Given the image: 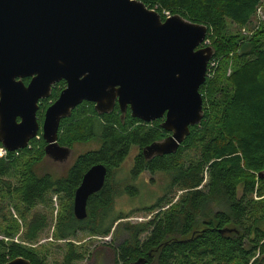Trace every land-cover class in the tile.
I'll return each instance as SVG.
<instances>
[{
  "label": "trees",
  "instance_id": "obj_1",
  "mask_svg": "<svg viewBox=\"0 0 264 264\" xmlns=\"http://www.w3.org/2000/svg\"><path fill=\"white\" fill-rule=\"evenodd\" d=\"M140 1L163 20L179 15L208 27L207 40L215 51L211 61L219 64L200 89L204 102L201 123L191 127L175 154L147 160L143 148L168 136L160 126L162 120L147 124L133 118L130 110L124 119L118 105L111 113L100 115L94 104L84 102L61 122L59 144L73 148L96 142L99 148L80 155L64 177L38 176L34 166L45 160L46 147L40 132L41 138L33 139L26 149L0 158V194L5 192L20 203L21 208L16 209L25 225L33 209L51 205L52 196H56L61 204L56 240L72 239L78 232L106 237L116 222L125 219L120 216L106 224L115 196L112 173L136 147L139 154L131 174L134 180L144 172L169 173L175 191L172 199L183 193L167 210H162L172 204L167 198L150 208L151 212L160 211L153 220L121 222L115 227L113 241L118 235L123 237L118 246H111L115 264H132L141 258L145 264H264V41L255 36L240 44L241 37L230 36L228 29L229 23L248 26L264 0ZM230 53L234 54L235 67L228 78H221ZM65 86L64 81L57 84L50 98L42 101L39 122ZM25 157H29L28 162ZM96 164L107 167L106 184L89 198L88 217L79 221L73 211L75 192ZM12 177L16 184L10 181ZM125 192L138 194L132 186H126ZM33 221L23 234L24 241L31 244L50 223L40 215ZM7 237L14 236L8 233ZM65 247L62 264L85 259L72 242ZM19 257L32 264H48L47 257L33 249L0 240V264Z\"/></svg>",
  "mask_w": 264,
  "mask_h": 264
},
{
  "label": "water",
  "instance_id": "obj_2",
  "mask_svg": "<svg viewBox=\"0 0 264 264\" xmlns=\"http://www.w3.org/2000/svg\"><path fill=\"white\" fill-rule=\"evenodd\" d=\"M207 35V26L179 15L163 20L140 0H0V145L23 150L42 131L45 157L66 164L72 148L59 144L61 122L89 102L100 115L118 105L122 118L130 110L147 124L162 120L168 136L143 155L175 154L204 117L200 89L214 56ZM63 81L40 125L42 101ZM107 176L103 164L85 173L74 197L77 220L87 219L88 200Z\"/></svg>",
  "mask_w": 264,
  "mask_h": 264
},
{
  "label": "rangeland",
  "instance_id": "obj_3",
  "mask_svg": "<svg viewBox=\"0 0 264 264\" xmlns=\"http://www.w3.org/2000/svg\"><path fill=\"white\" fill-rule=\"evenodd\" d=\"M228 29L230 31V36L237 35L241 37L240 44L243 43L242 41L245 39H251L255 36L264 41V2L261 4L259 10L248 26L239 27L229 23ZM260 33L262 35H259ZM206 46L213 49L210 40H208L207 45L205 44V47ZM213 52L215 53L214 49ZM233 56L234 54L230 53V59L228 65L226 66V71H223L221 74H219L221 78H228V76L232 73L235 67ZM218 64L219 62H216L215 64L216 70ZM216 70L213 76H215ZM40 124L42 125L43 122H40ZM40 132L42 133V131ZM37 138L39 139L41 136L38 135ZM98 148L99 145L96 142L75 144L72 148V157L68 163L60 164L45 157L43 162L34 166L36 173L38 176L50 174L56 179L64 177L67 175L69 169L80 155ZM34 149L35 147L32 145V150L34 151ZM138 154V148L133 147L128 158L119 168L114 170L112 175V185L115 188V196L110 209V219H108L106 224L111 225V223H113V221H115L120 216L125 217V219L115 223L110 235L106 237H96L91 236L87 232H78L76 237L72 239L63 241L56 240L54 238L56 219L58 213H60L61 210L60 200H58L56 196H52L51 205H41L33 209L32 213L27 216V225H25V221L21 218V215L16 209V207L19 209L21 208L20 203L8 198L4 192L0 194V240H3L5 243L15 242L17 244L25 245L26 247L33 249L40 256L43 255L47 257L48 264L63 263L64 253L66 250L65 245L68 241L75 244L79 250L85 254V259L83 261L76 262L74 264H115L114 249L111 246L116 247L123 240L121 234L118 235V238L115 242L113 241L112 237L113 232H115V227H117V225L121 222L140 224L151 221L160 211L156 209L154 212H151L149 211L150 208L156 206L160 200L167 198L168 200L172 201L171 205L167 206L165 209H162L167 210L168 208L175 205L179 196L183 193H177L175 199H172L175 191H173L174 189L171 186L173 175L169 173H156L152 175L149 172H144L134 180L131 174L135 158ZM28 160L29 157H25V161L28 162ZM9 179L14 184H16L17 180H15L13 177ZM126 186H132L135 188V190H137L138 194L133 196L129 193H126ZM38 215L46 216L50 223L48 227L41 233L40 238L31 244L27 241H24L23 234L27 230L29 223L35 222L33 219ZM8 233L12 234L14 237H7Z\"/></svg>",
  "mask_w": 264,
  "mask_h": 264
},
{
  "label": "built area",
  "instance_id": "obj_4",
  "mask_svg": "<svg viewBox=\"0 0 264 264\" xmlns=\"http://www.w3.org/2000/svg\"><path fill=\"white\" fill-rule=\"evenodd\" d=\"M208 44V40L206 39V45ZM211 63V64H210ZM209 65H208V71H207V77L210 76V73L212 71V68L215 67V61H210ZM9 153V151L7 149H5L4 147H0V158H4L7 156V154Z\"/></svg>",
  "mask_w": 264,
  "mask_h": 264
},
{
  "label": "flooded vegetation",
  "instance_id": "obj_5",
  "mask_svg": "<svg viewBox=\"0 0 264 264\" xmlns=\"http://www.w3.org/2000/svg\"><path fill=\"white\" fill-rule=\"evenodd\" d=\"M30 81H31V78H25V79H23V82L25 83V85H28L30 83Z\"/></svg>",
  "mask_w": 264,
  "mask_h": 264
},
{
  "label": "bare ground",
  "instance_id": "obj_6",
  "mask_svg": "<svg viewBox=\"0 0 264 264\" xmlns=\"http://www.w3.org/2000/svg\"><path fill=\"white\" fill-rule=\"evenodd\" d=\"M113 174V173H112Z\"/></svg>",
  "mask_w": 264,
  "mask_h": 264
}]
</instances>
